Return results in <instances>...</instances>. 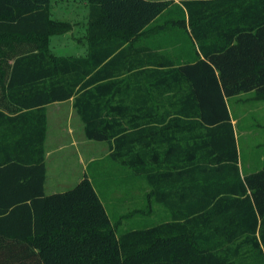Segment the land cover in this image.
<instances>
[{"label":"trees","instance_id":"trees-1","mask_svg":"<svg viewBox=\"0 0 264 264\" xmlns=\"http://www.w3.org/2000/svg\"><path fill=\"white\" fill-rule=\"evenodd\" d=\"M51 1L0 0V264H264V168L242 172L228 104L264 97V0H83L70 56ZM170 7L195 46L180 63L134 43ZM71 99L168 219L118 234L88 175L46 193L47 107Z\"/></svg>","mask_w":264,"mask_h":264},{"label":"rangeland","instance_id":"rangeland-1","mask_svg":"<svg viewBox=\"0 0 264 264\" xmlns=\"http://www.w3.org/2000/svg\"><path fill=\"white\" fill-rule=\"evenodd\" d=\"M50 17L56 27L50 49L62 56L86 55L88 48L89 3L83 0H52ZM182 17L176 8H168L137 38L135 45H151L180 63L190 60L195 46L184 28L175 21ZM87 49V50H86ZM73 100L47 107L49 128L46 140L48 181L46 191H65L77 184L85 164L92 159L94 185L102 195L112 225L118 234L131 228L153 225L169 218V210L149 195L150 185L131 169L110 157L105 141L89 140L84 123ZM236 120L237 142L242 172L249 174L264 168V97L254 91L228 99Z\"/></svg>","mask_w":264,"mask_h":264},{"label":"crops","instance_id":"crops-1","mask_svg":"<svg viewBox=\"0 0 264 264\" xmlns=\"http://www.w3.org/2000/svg\"><path fill=\"white\" fill-rule=\"evenodd\" d=\"M88 49V48H87ZM86 49V50H87ZM86 53H88V50H87V52ZM79 55H82V54H79ZM71 100H73V99H71ZM74 101V100H73ZM64 102H67V101H64ZM58 103H63V102H56V103H53V104H58ZM50 105H52V104H50ZM49 105V106H50ZM47 114H48V125H49V113L47 112ZM233 118V117H232ZM235 122H236V120L233 118V123H234V125H235V128H236V124H235ZM49 128V127H48ZM48 135V134H47ZM236 136H237V132H236ZM90 140V139H89ZM109 145V144H108ZM109 154H110V147H109V152H108ZM94 160L95 159H92V160H89L86 164H85V166H84V168H83V174H82V176H80L79 178H78V182L80 181V180H82L83 178H84V176L85 175H88L91 179H93V175H91L90 174V172H89V170H90V166L92 165V164H94ZM46 163H47V159H46ZM47 169H48V166H47ZM48 175H49V172L47 171V180H46V184H45V190H46V187H47V181H48ZM93 181V180H92ZM77 182V183H78ZM55 192H59V191H55ZM46 193H47V191H46ZM53 193V192H52Z\"/></svg>","mask_w":264,"mask_h":264}]
</instances>
